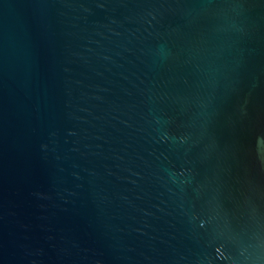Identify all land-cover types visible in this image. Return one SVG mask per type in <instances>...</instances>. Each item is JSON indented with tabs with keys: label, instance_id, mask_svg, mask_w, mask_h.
<instances>
[{
	"label": "water",
	"instance_id": "95a60500",
	"mask_svg": "<svg viewBox=\"0 0 264 264\" xmlns=\"http://www.w3.org/2000/svg\"><path fill=\"white\" fill-rule=\"evenodd\" d=\"M0 264H264V0H0Z\"/></svg>",
	"mask_w": 264,
	"mask_h": 264
}]
</instances>
